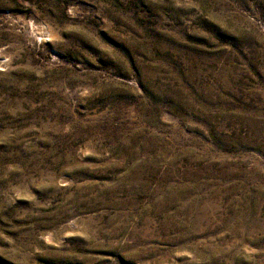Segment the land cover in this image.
<instances>
[{
    "label": "rangeland",
    "instance_id": "1",
    "mask_svg": "<svg viewBox=\"0 0 264 264\" xmlns=\"http://www.w3.org/2000/svg\"><path fill=\"white\" fill-rule=\"evenodd\" d=\"M0 264H264V0H0Z\"/></svg>",
    "mask_w": 264,
    "mask_h": 264
}]
</instances>
